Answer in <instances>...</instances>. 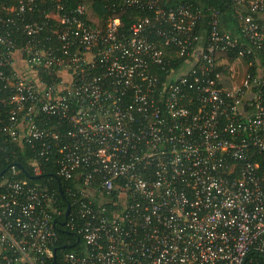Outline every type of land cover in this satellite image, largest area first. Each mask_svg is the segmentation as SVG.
Returning <instances> with one entry per match:
<instances>
[{
	"label": "built area",
	"instance_id": "2783aa9c",
	"mask_svg": "<svg viewBox=\"0 0 264 264\" xmlns=\"http://www.w3.org/2000/svg\"><path fill=\"white\" fill-rule=\"evenodd\" d=\"M87 1L0 0V264H264V0Z\"/></svg>",
	"mask_w": 264,
	"mask_h": 264
},
{
	"label": "trees",
	"instance_id": "16d2710c",
	"mask_svg": "<svg viewBox=\"0 0 264 264\" xmlns=\"http://www.w3.org/2000/svg\"><path fill=\"white\" fill-rule=\"evenodd\" d=\"M63 1L68 8H70L71 5H76V0ZM181 3H185L194 7L212 6L219 11V17L223 28L233 29L237 24L235 10L230 0H164L162 5L164 7H171ZM87 4L91 5L96 15L103 16L105 19L108 17H119L121 19V26L124 31H127L129 24L135 20L134 10L124 6H116L120 5L118 0H88ZM218 70L224 79V83L229 85V73L227 66L221 65ZM15 162H18L22 165V167L28 173V178H30L33 182H45L56 195L60 210L63 212L66 211L67 205L71 204V199L65 192V185L67 183L63 179H58L55 175V165L49 163L46 167H43L40 174L33 176L25 156L17 157ZM60 188L64 192V196L60 194ZM60 236L63 241H65L68 237L73 241L77 240V238H73L72 233H66L64 231L60 232Z\"/></svg>",
	"mask_w": 264,
	"mask_h": 264
},
{
	"label": "water",
	"instance_id": "95a60500",
	"mask_svg": "<svg viewBox=\"0 0 264 264\" xmlns=\"http://www.w3.org/2000/svg\"><path fill=\"white\" fill-rule=\"evenodd\" d=\"M59 191H60V194H61L62 196H64L63 191H62L61 188L59 189ZM69 212H70V206H69V204H68V205H67V208H66V211H65V217L68 216ZM53 264H55V261L53 262Z\"/></svg>",
	"mask_w": 264,
	"mask_h": 264
}]
</instances>
